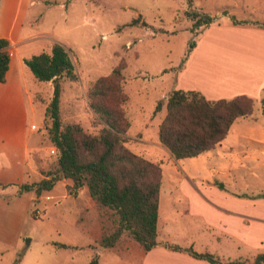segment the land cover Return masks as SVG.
I'll return each mask as SVG.
<instances>
[{
	"label": "rangeland",
	"instance_id": "1",
	"mask_svg": "<svg viewBox=\"0 0 264 264\" xmlns=\"http://www.w3.org/2000/svg\"><path fill=\"white\" fill-rule=\"evenodd\" d=\"M28 1L20 2L15 20L20 23L17 36L31 38L12 50L11 71L0 83V264H13L20 255L18 264H86L95 255L98 264H141L142 251L130 246L128 233L114 247L100 245L102 235L115 229L116 216L109 210L98 211L86 190L69 193L66 186L71 185L70 180H57L40 196L34 190L18 192L21 183L39 181L41 172L57 158L43 126L52 84L36 82L21 56L49 51L55 41L68 49L77 78L62 79L60 114L65 122L77 123L88 133L100 128L89 106V84L109 75L118 64L124 66L121 87L127 100L123 107L130 124L126 133L129 140L124 145L138 154L142 148L154 149L141 143L142 139L158 141L157 127L165 109L153 114L156 103L164 102L170 90L179 89V80L188 79L187 74L179 76L177 67L182 60H264V48L245 30L254 22H264V0ZM13 5L17 1L8 7ZM189 9L211 16L213 22L194 26V20L185 14ZM5 16L4 23L9 22L11 17ZM134 18L147 26L130 25ZM232 18L240 23H233ZM244 36H249L248 45L240 47ZM191 42L194 45L189 48ZM246 95L254 100V112L248 117L260 118V113L264 114V89ZM247 122L234 124L230 135L233 144H241L245 136L264 141V129H260L264 119L255 123L257 126L253 124V130L245 125ZM154 159L148 160H161L163 189H167L178 175L169 170L172 162L163 152L158 151ZM182 161L194 177L204 174L195 160ZM163 163L169 165L163 169ZM243 185L251 190L264 189V178L246 179ZM165 193L161 186V219L170 208V195ZM188 219L183 215L172 219L177 223H158V238L186 244Z\"/></svg>",
	"mask_w": 264,
	"mask_h": 264
},
{
	"label": "trees",
	"instance_id": "2",
	"mask_svg": "<svg viewBox=\"0 0 264 264\" xmlns=\"http://www.w3.org/2000/svg\"><path fill=\"white\" fill-rule=\"evenodd\" d=\"M190 10L185 14L194 20V26L213 22L211 16ZM232 21L240 23L234 18ZM253 24L264 27V22ZM130 25L147 26V23L134 18ZM193 45L191 42L189 48ZM8 48V39L0 37V83L6 81L9 68ZM23 62L36 82L50 81L52 84V93L44 109L43 126L57 158L50 168L41 172L39 181L21 183L18 192L34 190L40 196L57 180H70L71 185L66 186L69 193L75 194L74 191L83 187L98 211L109 210L116 216V227L110 234L102 235L101 246L113 247L122 234L128 233L145 251L150 250L157 244L161 162L145 159L124 145L129 140L126 133L130 125L123 107L127 100L121 87L124 66L118 64L109 75L98 77L89 84L87 98L100 128L96 133H88L77 123L65 122L60 114L62 79L77 78L68 49L55 41L49 51L31 54ZM183 63L182 60L178 70ZM261 102L264 111V97ZM162 107L165 114L158 124V140L175 159H183L196 157L219 144L237 119L253 114L254 100L244 94L209 100L196 90L172 89L164 102L159 100L156 103L153 114ZM165 246L185 251L211 264H264V253L251 260H221L208 251ZM21 256L13 264H18ZM86 264H98V257L93 256Z\"/></svg>",
	"mask_w": 264,
	"mask_h": 264
},
{
	"label": "crops",
	"instance_id": "3",
	"mask_svg": "<svg viewBox=\"0 0 264 264\" xmlns=\"http://www.w3.org/2000/svg\"><path fill=\"white\" fill-rule=\"evenodd\" d=\"M13 1H17V5L8 7ZM20 2L26 3V0H0V37L8 39L10 54L6 79L13 63L12 50L17 45L26 44L31 38L17 36L20 23L15 18L21 8ZM28 2L31 4L34 0ZM5 15L11 17L9 22L4 23ZM245 30L253 33L254 42L264 48V27L254 25ZM247 37L249 36H244L240 47L248 45ZM196 50L197 47L193 48L191 53ZM25 57L26 54H23L21 60ZM184 74H187L188 79L179 80V89L196 90L209 100L229 99L241 94L255 95L264 89V60L184 61L179 76ZM184 82L187 83L186 86H183ZM263 115L261 112L260 118L254 115L237 119L219 144L192 158L175 159L159 140L152 139L149 143L142 139L141 143L154 149L148 151L142 148L137 153L156 161L154 157L157 152H163L172 162L169 170L178 176L170 182L167 189H163L162 180V190L170 195V208L163 212L166 215L163 219L160 208L158 210L157 244L145 251L130 237V246L142 251L141 264H211L165 245L192 247L197 252L208 251L221 260H251L257 254L264 253V189L251 190L243 185L246 179L264 178V141L256 140L254 136H245L241 144L230 141L234 124L248 120L245 125L253 130L257 126L255 123L264 119ZM260 129L263 130L264 126ZM254 153L256 156L252 155ZM184 159L195 160L203 167L204 174L195 177L191 175L190 168L187 170L182 164ZM167 165L169 164L163 163V169ZM83 190L86 189L78 188L76 191ZM183 215L190 218L187 222V237L184 236L187 243L179 245L166 237L160 240L158 223H177L172 222V219ZM97 222L99 223L98 220Z\"/></svg>",
	"mask_w": 264,
	"mask_h": 264
},
{
	"label": "built area",
	"instance_id": "4",
	"mask_svg": "<svg viewBox=\"0 0 264 264\" xmlns=\"http://www.w3.org/2000/svg\"><path fill=\"white\" fill-rule=\"evenodd\" d=\"M52 151H54V150H52ZM37 213V212H36Z\"/></svg>",
	"mask_w": 264,
	"mask_h": 264
}]
</instances>
